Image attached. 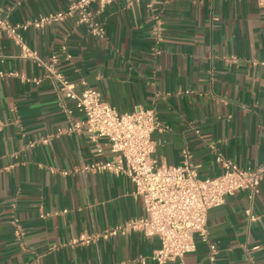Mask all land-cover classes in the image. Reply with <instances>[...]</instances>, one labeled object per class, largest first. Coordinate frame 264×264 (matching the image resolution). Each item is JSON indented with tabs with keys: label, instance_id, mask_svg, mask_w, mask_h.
<instances>
[{
	"label": "crops",
	"instance_id": "0c3cea01",
	"mask_svg": "<svg viewBox=\"0 0 264 264\" xmlns=\"http://www.w3.org/2000/svg\"><path fill=\"white\" fill-rule=\"evenodd\" d=\"M67 5L0 0L10 24ZM89 12L102 39L67 19L28 27L23 43L44 65L55 55L53 69L75 93L96 90L119 114L154 110L161 130L152 134V157L159 165L180 166L187 151L201 179L222 172L219 157L240 168L264 166V13L256 0H118L93 3ZM0 73V264H153L157 238L100 236L145 216L127 177L84 169L112 159L106 140L67 132L83 114L4 33ZM207 228L215 264H264V179L253 200L241 191L211 209ZM83 233L97 238L69 245ZM195 246L183 264H210L208 245L195 237Z\"/></svg>",
	"mask_w": 264,
	"mask_h": 264
},
{
	"label": "built area",
	"instance_id": "2783aa9c",
	"mask_svg": "<svg viewBox=\"0 0 264 264\" xmlns=\"http://www.w3.org/2000/svg\"><path fill=\"white\" fill-rule=\"evenodd\" d=\"M116 1L68 0L63 11L49 13L23 24H10L0 10V34L7 35L20 48L21 57L44 67L64 92L65 98L72 101L75 109L83 114V120L74 123L67 132L85 130L93 143L98 139L106 140L112 159L93 163L84 169L123 175L133 184L132 195L140 200L145 216L107 230L100 235L101 238L132 232L155 237L159 240V247L151 256L153 264H183V257L195 251V237H198L208 245L209 263L215 264L216 250L208 243V212L223 205L227 197L241 191L246 192L250 200L257 197L264 179V166L240 168L232 161L219 157L222 172L216 177L201 179L200 166L191 161L187 151L183 153L180 166L159 165L152 157L155 145L151 137L155 131L161 130L154 110L137 108L133 112L119 114L96 90L85 88L80 94L75 93L74 87L53 69L57 61L55 55L50 57L51 65H44L37 54L23 43L20 32L28 27L38 30L67 19H74L77 25L86 27L92 37L102 39L104 29L89 12V7L99 3L103 8ZM256 3L264 13V0H256ZM33 81L39 83L38 79ZM40 142L46 144L47 139H41ZM97 154H102L99 147ZM246 214L251 221L257 220L249 211ZM11 225L14 236L21 238L23 231L17 219H13ZM96 238L83 233L72 239L69 245L88 244Z\"/></svg>",
	"mask_w": 264,
	"mask_h": 264
}]
</instances>
